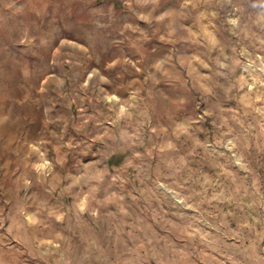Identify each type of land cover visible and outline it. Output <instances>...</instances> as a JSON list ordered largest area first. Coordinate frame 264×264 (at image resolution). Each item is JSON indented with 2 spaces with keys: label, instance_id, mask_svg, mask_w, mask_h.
<instances>
[{
  "label": "rangeland",
  "instance_id": "rangeland-1",
  "mask_svg": "<svg viewBox=\"0 0 264 264\" xmlns=\"http://www.w3.org/2000/svg\"><path fill=\"white\" fill-rule=\"evenodd\" d=\"M254 2L0 0V264H264Z\"/></svg>",
  "mask_w": 264,
  "mask_h": 264
},
{
  "label": "clouds",
  "instance_id": "clouds-1",
  "mask_svg": "<svg viewBox=\"0 0 264 264\" xmlns=\"http://www.w3.org/2000/svg\"><path fill=\"white\" fill-rule=\"evenodd\" d=\"M191 2V0H189ZM261 7L264 8V0H255L253 3V7ZM261 19L264 20V14L261 15ZM231 23L236 24L237 21L233 20ZM227 59V57H225ZM259 64H258V72L260 75H253L251 76V79L253 81L252 84H248L247 80L244 79L242 76L241 79V87L246 85L248 87L249 93L253 91V89L256 87V85H260L261 87H264V79H261V75H264V57H260ZM219 68L223 69L228 67L225 63H220ZM156 67H160V65H157ZM141 89H135L131 93H126L123 99H121L119 96L113 95L110 99H106V103L109 107V111L114 113V119L109 121L112 124H115L118 121L122 120H128L131 121L135 118L136 115H144L147 112L148 108V102L149 98H146L144 95H141ZM243 109L246 115H259L261 118H264V95H257L254 98L248 96L245 94L243 100ZM257 104L260 105V107H257ZM207 115H210V113H206ZM88 121L86 120L85 123ZM261 131L264 132V125H261ZM233 129L229 128L226 135L231 136V139H228L227 145L230 148H236L237 144L235 143L237 137L233 134ZM109 136V131L107 129H104L94 135L92 137L94 142H103L106 137ZM69 147H71V144H69ZM85 167L87 170L91 171L94 168V161L93 160H87ZM104 173L100 171H94L92 172L91 179L94 180H103ZM79 176H76L73 178V184L79 183ZM72 185H69L71 187ZM93 191L95 189H92ZM84 197H81L83 199ZM93 215H96V213H93ZM253 256L255 259L259 260L261 257L256 254L253 251Z\"/></svg>",
  "mask_w": 264,
  "mask_h": 264
}]
</instances>
